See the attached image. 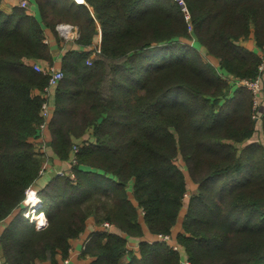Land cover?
Listing matches in <instances>:
<instances>
[{
    "label": "trees",
    "instance_id": "16d2710c",
    "mask_svg": "<svg viewBox=\"0 0 264 264\" xmlns=\"http://www.w3.org/2000/svg\"><path fill=\"white\" fill-rule=\"evenodd\" d=\"M30 1L38 16L0 9V264H58L91 215L130 237L144 225L151 237L134 251L120 233L92 232L81 252L91 264H264V102L251 118V93L221 76L255 77L259 51L242 42L264 48V0H183L188 20L176 0ZM58 19L78 24L85 48L99 26L101 45L89 65L92 49L61 57L48 128L74 178L38 187L49 168L35 145L47 76L31 61L52 63ZM187 179L197 185L189 196ZM29 186L42 229L23 214Z\"/></svg>",
    "mask_w": 264,
    "mask_h": 264
},
{
    "label": "built area",
    "instance_id": "2783aa9c",
    "mask_svg": "<svg viewBox=\"0 0 264 264\" xmlns=\"http://www.w3.org/2000/svg\"><path fill=\"white\" fill-rule=\"evenodd\" d=\"M76 3H83L86 4L85 1H81L80 0H74ZM180 5L182 10L185 12L184 17L186 20L189 19V14L186 10V6L184 4L183 0H176ZM30 5V3H28L27 0H18L17 6L19 7H23V8H28ZM188 28L191 29V25L190 23H188ZM56 30L58 35L64 40V42H68V41H75L77 40V38L79 37V33L77 30V27H75V25L73 26L72 24H66V23H60L56 25ZM44 42H47V38L44 39ZM87 64H91V60L87 59L86 61ZM32 68L36 71L42 72L44 75L47 76V82L45 84V87L42 89V96H43V102H42V108H41V118L42 121L40 122V124L38 125V128L40 129V135H39V139H43V129L47 123V121H49L48 119H50V111H49V106H48V101H47V97L50 93V88L51 87H55L59 81L63 78L64 74L62 70L56 69L54 68L52 65H42L41 63L35 61L31 64ZM260 72L259 74L263 79V73H264V57H263V61L261 63V65L259 66ZM221 76H224L227 80H230L231 82H233L234 85L236 86H244L248 89H252L254 90V92H256V87L258 85V75H256L255 79L253 78H233L231 76H225L223 74H221ZM257 100H259L258 98L255 97L254 99V106L256 105ZM257 119V117H256ZM37 147L39 148V150L41 151V153H45L44 152V147L41 141L37 140L36 143ZM78 147L79 144L74 142L73 148L71 149L72 152L74 153V155L72 156V158L70 159L71 163H76V158H75V154L78 151ZM47 160V159H46ZM46 162H44L45 164ZM41 167L39 172H42L45 168L46 165H44ZM67 173H69V177L73 180L74 175L72 172L68 171V170H58L57 171V175L63 176V175H67ZM25 197H24V202H25V207H24V217L28 220V222L32 223L34 225L35 228L37 229H42L47 225V217L43 211V202L42 199L39 196V193L37 192L36 189H34L33 187L29 186L27 187V189L25 190ZM187 195V193L185 194V196ZM141 213L143 214V211H141ZM39 217V218H38ZM103 226V230L104 231H112L115 229V226L108 222H102L101 224ZM88 239L85 240L84 244H82V249H84L85 247V243L87 242ZM157 240L160 241H165L166 243L170 244V246H172L174 249H177V244L176 242L173 241V239L171 238L170 235H162V234H157ZM127 247V246H126ZM187 263V262H185ZM61 264H69V259L68 258H64L62 259Z\"/></svg>",
    "mask_w": 264,
    "mask_h": 264
},
{
    "label": "crops",
    "instance_id": "0c3cea01",
    "mask_svg": "<svg viewBox=\"0 0 264 264\" xmlns=\"http://www.w3.org/2000/svg\"><path fill=\"white\" fill-rule=\"evenodd\" d=\"M1 1L3 3L1 6V9L4 12L9 13L11 11V9L17 5L18 0H1ZM28 10H29L28 11L29 13L37 15L38 10H37L36 3L31 2L30 6L28 7ZM49 37H50L49 42H50V46H51V57H52V63L49 65H52L54 68L59 69V70H61V57H62L64 51H66L67 49H76V50L93 49L92 44L94 42L92 44H90L87 48H85V47L78 45L75 42L76 40L75 41H68V42H64V41L59 42L58 41V44H57L54 39H51L52 38L51 35H49ZM242 44L244 46L252 49V50L259 51L256 49L255 44L253 43L252 40L244 41V42H242ZM27 61H31V60L28 59ZM33 62H35V61H31V64ZM263 79H264V73H263ZM47 101H48L49 111L51 114V111H52L53 105H54L53 87L50 88V93L47 97ZM48 123H49V121H47V123L43 129V134H44L43 139L42 138L38 139V141H41L43 144L45 156H46V158H48V161H49V163H48L49 169H48V171H45L44 173H42V175L36 181V185L38 187H43V185H45L47 183L48 179L53 175L52 172L54 169H57V171L58 170H64V169L69 170V163L67 160L66 161H60L59 159H57L53 155L52 148L50 146L51 135H50V130L48 128ZM46 167L48 168V166H46ZM187 185L188 184L186 182L187 195L189 196L195 192L197 185L196 184L194 185L193 190H191L190 187ZM181 210L183 211L182 213H184L185 206H183ZM180 222H181V218L172 227V236L173 237L175 236V234L177 232H179L181 230V223ZM6 223H7V220L6 221L5 220L0 221V232ZM101 223L102 222L96 223L92 217H89L87 220V223H86L85 230L78 237L71 239V241L69 242L70 243L69 249H68L69 251H68L67 255L65 256V258L69 259V264H91L93 257L81 254V252L83 250L82 244H84L85 240L88 239V236L90 233L98 231V230L104 231ZM109 232L120 233V235L126 239L127 248L134 250V251H137V246H138V243L141 239H148V241H151L150 234L148 233V231L144 225H143L142 237H130L128 235H125L123 232L118 231L116 228L112 231H109ZM85 236H86V238H85ZM61 256L62 255H60V254L56 255V260L58 261V264H61L62 259H64ZM37 264H49V262L48 261H39Z\"/></svg>",
    "mask_w": 264,
    "mask_h": 264
},
{
    "label": "rangeland",
    "instance_id": "374dc122",
    "mask_svg": "<svg viewBox=\"0 0 264 264\" xmlns=\"http://www.w3.org/2000/svg\"><path fill=\"white\" fill-rule=\"evenodd\" d=\"M28 1V3H31V1L29 2V0H27ZM83 1H85V0H83ZM17 3H18V1H17ZM86 3V2H85ZM2 1H0V9H1V6H2ZM185 4V3H184ZM85 5H87V3L85 4ZM17 6V5H16ZM29 10H28V8L26 9V12H28ZM29 13V12H28ZM32 14V13H31ZM60 23H66V24H71V22H68V21H65V20H56L55 21V23H54V31H56V33H55V35H56V37H57V39H58V41L60 42V41H64L59 35H58V33H57V30H56V25L57 24H60ZM73 26H74V24H72ZM78 25V24H77ZM77 25H75V27H77ZM188 28V27H187ZM77 30H78V33H80V31H79V28L77 27ZM188 30L189 31H191V29H189L188 28ZM44 39L45 38H43V41H44ZM94 43L92 44V47H93V52L91 53V55L89 56V60H91L92 58H93V56H94V54L96 53V52H99L100 51V45H101V31H100V29H99V26H98V34H97V37H96V39H95V41H93ZM258 56H259V63H258V66H257V72H256V74H255V77H256V75H258V85H257V87L255 88L256 89V92H254V90H252V89H248V88H246L250 93H251V100H252V105H251V110H252V113H251V118H253V119H256V117H258V118H260V116L262 115V111H263V109L262 108H260V105L264 102V80H262V77H261V75L259 74V72H260V69H259V66L261 65V63H262V61H263V57H264V48L262 49V50H259V52H258ZM38 61L37 62H39V63H41L42 65H47L48 64V62L47 61H43V60H41V59H37ZM89 65V64H88ZM36 71V70H35ZM39 72V71H38ZM40 73H42V72H40ZM225 73V72H224ZM43 74V73H42ZM44 75V74H43ZM255 77L253 78V79H255ZM249 79V78H248ZM227 80V79H226ZM44 87H45V85H44ZM43 87V88H44ZM242 87H244V86H242ZM55 88V87H54ZM232 88H234V86H232ZM255 97L256 98H258L259 100H257V102H256V105L254 106V99H255ZM263 101V102H262ZM52 112H53V109H52ZM52 115V114H51ZM257 128H259L260 129V124H257V126H256ZM78 139L79 138H77V137H75V136H71V144H70V149H72L73 148V145H74V142H77L78 141ZM91 139H92V137H91ZM35 145H37V144H35ZM37 147V146H36ZM38 148V147H37ZM37 156L40 158V160L41 161H46V156H45V153L43 154V153H37ZM175 162L182 168V167H184L183 166V163H182V161H181V159H180V156L178 155L177 157H176V160H175ZM48 169L49 168H47L46 169V171H48ZM57 173V169H54L53 170V172H52V174L53 175H55ZM187 186H189L190 187V189L191 190H193V187H194V185L196 184L195 182H193V181H191L190 179H187ZM27 188H25V190H26ZM25 190H24V192H25ZM17 210L18 209H16V210H14V213L15 212H17ZM141 215H142V213H140V221H142V217H141ZM90 217H92L93 218V216L91 215ZM89 218V217H88ZM105 221H107V220H103V222H105ZM102 224V223H101ZM128 249V248H127ZM177 249H178V247H177ZM69 251V250H68ZM125 260H126V256H125V258H124ZM39 261H41V260H36V262H35V264H37ZM185 264H189L188 262L187 263H185Z\"/></svg>",
    "mask_w": 264,
    "mask_h": 264
},
{
    "label": "water",
    "instance_id": "95a60500",
    "mask_svg": "<svg viewBox=\"0 0 264 264\" xmlns=\"http://www.w3.org/2000/svg\"><path fill=\"white\" fill-rule=\"evenodd\" d=\"M180 264H185V262H181Z\"/></svg>",
    "mask_w": 264,
    "mask_h": 264
},
{
    "label": "bare ground",
    "instance_id": "6f19581e",
    "mask_svg": "<svg viewBox=\"0 0 264 264\" xmlns=\"http://www.w3.org/2000/svg\"><path fill=\"white\" fill-rule=\"evenodd\" d=\"M82 0H80L79 2H81ZM39 218V217H38Z\"/></svg>",
    "mask_w": 264,
    "mask_h": 264
}]
</instances>
